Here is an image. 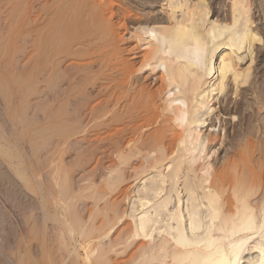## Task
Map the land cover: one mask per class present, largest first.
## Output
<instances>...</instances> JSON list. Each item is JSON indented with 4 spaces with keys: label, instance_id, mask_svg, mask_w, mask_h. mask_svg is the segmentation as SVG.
I'll return each instance as SVG.
<instances>
[{
    "label": "bare ground",
    "instance_id": "bare-ground-1",
    "mask_svg": "<svg viewBox=\"0 0 264 264\" xmlns=\"http://www.w3.org/2000/svg\"><path fill=\"white\" fill-rule=\"evenodd\" d=\"M28 1L24 62L8 58L27 72L51 153L45 184L21 177L44 216H63L69 264H264V0H228L224 13L209 0ZM2 66L0 82L13 77Z\"/></svg>",
    "mask_w": 264,
    "mask_h": 264
},
{
    "label": "rangeland",
    "instance_id": "rangeland-1",
    "mask_svg": "<svg viewBox=\"0 0 264 264\" xmlns=\"http://www.w3.org/2000/svg\"><path fill=\"white\" fill-rule=\"evenodd\" d=\"M209 1L216 2V6L219 7V9H221L222 13H224L223 10L227 8L226 5L224 7H221V4H227L228 0H209ZM27 2L29 3L28 0H0V25L1 26L4 25L3 27H5L6 30L12 35V38L14 37L13 42H15L13 46L14 48L9 50L12 52L7 53L6 51L7 53L6 54L5 51L4 52L2 51L3 53H5L4 54L5 56L3 54L1 55L2 52L0 50L1 52L0 55L2 56V57L0 56V58L1 59L3 58L2 60L3 62L1 61V59L0 61L4 64L6 63V61H8L7 63H9L11 60H13L12 55H11L12 56L11 58H8V54L10 55L11 53L12 54L14 53L16 56L19 57L17 59L18 62L20 61L24 62L23 59L27 53V49H26L27 39L26 38L28 37L27 27H28V21H29ZM21 6H24V7L22 8ZM19 7L21 11L19 9H16ZM253 11H255L254 13L255 23L259 24V26L262 27L261 24L263 23V19L260 13L257 11V7H254ZM13 15H17V16L15 17ZM260 33L262 37L264 38V28H260ZM6 55H7L8 60L6 58ZM4 58L6 59V61L4 60ZM260 61H261L260 63L261 66L260 64L258 65L257 71H259L258 75L262 73L261 75L264 78V45L262 46ZM1 62L0 64H2ZM12 62L13 61H11V64ZM14 64H12V66H15ZM5 65L4 66L0 65L3 67L2 70H4V68L7 67L6 69L7 70L9 69L8 70L9 72L7 73H11L14 78L12 77L13 78L12 80V78L10 77L11 75H9L8 77V74H6L5 77L4 76L2 77L3 78L2 80L5 83L2 80L0 82L1 84L4 83L3 86H5V88H6V85L8 86V83H9V86L7 89L11 88L8 90L9 95L8 93L6 95L5 91L7 89L2 88V86L0 85V132H1L0 135H2V138H3V139H0V264H20V262L22 263L23 261L25 262V263L23 262L24 264H27V262L28 264L30 263L31 264H69L70 262H72L71 261L72 255L68 256V254L61 252L60 238L58 237L60 236L61 231L64 227L63 221H62L63 216H60L61 218L60 217L54 218V216H50L47 218L46 216H44L42 212L43 210H41L43 208L40 207L38 197H37V193H38V191L36 190L37 185L34 184V180L30 184L29 182L26 181L24 177H21L24 173L27 176L31 175V170H33L36 173L37 178H39V180L37 179L38 182L40 181V183L45 184L46 181H48L47 178L49 177L48 174L50 171V167H49V159L47 157H50L49 153H51V150H50L51 142L48 141L49 138L47 137L49 132L44 130L45 128H43L42 123L44 121H43L42 116H40L39 118L40 122L38 121L37 122L38 124L35 123L36 121L34 122V120L30 119L29 117L30 114L28 113L30 111H28L29 108H28V103H27L28 93L26 90L28 88V81L24 75L25 70L22 71V76H20L21 75L20 71L22 69L21 70L18 69L19 71L17 74L16 66H15L16 70H14L15 71L14 73L12 72L13 70L11 71L12 68L10 67V65L9 66L7 64ZM26 73L27 72L25 71V74ZM6 77H8V79ZM9 78L11 79L9 80ZM11 82H13L12 85H11ZM11 86L13 87V89ZM16 87L17 88L19 87V89L20 88L21 89L17 90ZM21 96L23 97V99ZM247 97L249 98L248 99L249 101H252L251 100L252 97L249 93ZM254 106H257V105L254 104ZM244 108H245L243 110L245 113L244 115H246V113L248 114V112L250 113L251 111L250 108L249 109L247 107H244ZM262 112H263L262 116L260 117H264L263 116L264 108H262ZM39 115H42V112H40ZM237 116L240 117V115H237ZM255 123L256 124L263 123V120H260V121L257 120L255 121ZM255 123L253 122V124ZM39 125L40 126L42 125V126L40 127ZM222 132L224 131H221L220 135H223ZM80 134L89 136L93 134V130L87 129L81 132ZM16 138L17 140H15ZM13 142L18 143L23 153H25V155L28 156V157L26 156V162L24 166H22L23 168L22 167L21 168L18 167L19 169L17 168L15 160H14L15 159L14 156L10 155L9 151H7L9 147L11 148V146L8 145L7 143L11 144ZM6 144L8 147L6 146ZM5 146L7 147V149H4ZM67 155L68 154L66 153L65 157H67ZM91 156H92L91 154L84 155L85 161L83 162V165H85L86 163L89 165L94 164L96 159L91 160L90 163L87 162V160ZM69 161H71V159ZM79 165H82V164H79L76 162L74 163L73 168H80ZM29 186L32 188L31 190ZM40 211L42 212V215ZM27 221L29 225L26 223ZM31 234L33 238L31 237ZM43 240L45 241L43 242ZM57 241L58 243H56ZM30 244L31 246H29ZM40 244L42 247L40 246ZM38 245L41 249L38 248ZM80 250H81L80 256L81 258H84L87 252L83 251L82 249ZM26 257H27V260L25 259ZM126 257L127 256H125V258ZM128 258L129 256L127 257V259ZM44 259L46 261H44ZM39 260L40 261L43 260V261L40 262ZM60 261L62 262L60 263Z\"/></svg>",
    "mask_w": 264,
    "mask_h": 264
}]
</instances>
